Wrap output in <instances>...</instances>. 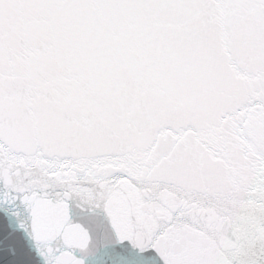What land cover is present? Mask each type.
Instances as JSON below:
<instances>
[{
  "label": "snow or ice",
  "instance_id": "1",
  "mask_svg": "<svg viewBox=\"0 0 264 264\" xmlns=\"http://www.w3.org/2000/svg\"><path fill=\"white\" fill-rule=\"evenodd\" d=\"M0 264H264V0H0Z\"/></svg>",
  "mask_w": 264,
  "mask_h": 264
}]
</instances>
